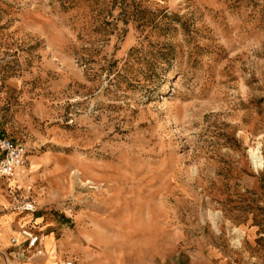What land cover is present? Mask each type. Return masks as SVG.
Segmentation results:
<instances>
[{
	"label": "rangeland",
	"instance_id": "374dc122",
	"mask_svg": "<svg viewBox=\"0 0 264 264\" xmlns=\"http://www.w3.org/2000/svg\"><path fill=\"white\" fill-rule=\"evenodd\" d=\"M0 134L62 264H264V0H0Z\"/></svg>",
	"mask_w": 264,
	"mask_h": 264
},
{
	"label": "crops",
	"instance_id": "0c3cea01",
	"mask_svg": "<svg viewBox=\"0 0 264 264\" xmlns=\"http://www.w3.org/2000/svg\"><path fill=\"white\" fill-rule=\"evenodd\" d=\"M5 179L0 182V264H62L61 257L55 250V232L48 224H44V214L36 208L23 209L24 202L12 204V195L6 193L3 187ZM22 228L41 236V241L35 248L26 246L27 239L20 233ZM50 235L51 240L45 242ZM12 237L16 238V243L10 242ZM68 260L78 264L72 258H67L63 264Z\"/></svg>",
	"mask_w": 264,
	"mask_h": 264
},
{
	"label": "built area",
	"instance_id": "2783aa9c",
	"mask_svg": "<svg viewBox=\"0 0 264 264\" xmlns=\"http://www.w3.org/2000/svg\"><path fill=\"white\" fill-rule=\"evenodd\" d=\"M27 161V153L22 144L14 142L11 138L0 134V182L10 177L17 169L23 168ZM25 210H35L31 201H26L23 204ZM21 235L26 237V246L35 248L41 241V236L33 234L29 229L22 228ZM16 238L10 239L11 243H16ZM64 264H76L74 261L68 260Z\"/></svg>",
	"mask_w": 264,
	"mask_h": 264
}]
</instances>
